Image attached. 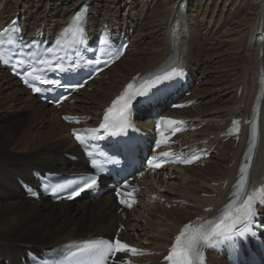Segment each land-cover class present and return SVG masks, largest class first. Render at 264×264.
Masks as SVG:
<instances>
[{"label": "bare ground", "instance_id": "obj_1", "mask_svg": "<svg viewBox=\"0 0 264 264\" xmlns=\"http://www.w3.org/2000/svg\"><path fill=\"white\" fill-rule=\"evenodd\" d=\"M61 1L62 0H45V10L39 12V15L30 13L25 19L21 20L25 29L27 28L29 31V34H33L36 30L40 29L41 31L44 30L42 34L45 38H48V36H56V33L64 28V25H66L80 6L87 4L90 10L89 29L91 31L98 32L102 27L107 26L113 31L115 30L119 33L125 32L129 35L132 29L134 31V37L131 45L134 46L138 44V41L142 38V32H144L142 30H139L140 39H137L138 35H135L134 28H136L135 25L138 23L135 24V21L133 22L132 20L128 23L126 21L121 22L116 15L118 14L116 10L114 14L110 15V20L108 19L109 13H105L106 11H104V17L99 20L98 18L100 14H102L103 7L97 3L100 0H68L66 4L64 3L67 7L63 8V10L59 9V2ZM122 1L128 2V0ZM168 1L169 5L164 10L166 13L169 12L168 18L166 17L167 20L166 18H164V20L159 18H152L150 20L153 31L165 35L167 38L165 45H159V48L156 46V48L152 50L153 55L148 56L150 54H146L148 57H145L136 67L131 68L130 65H127L130 69L128 72L119 69L118 72L114 71L117 73L115 79L109 78L112 79L109 85L99 92H94L95 94H91L89 98H86L89 88L83 89L79 96L75 95L77 101L75 107L78 111H72L71 113L79 115L86 114L95 118V115L109 104L110 100L123 89L124 85L131 80L134 75L137 73H142V75L153 73L159 69L160 66L168 62L170 58H176L178 61L182 62L181 65L191 68L193 72L201 73V77H203L205 70L192 66L196 63L195 56L199 50L198 46V50H196L195 47L193 48V44L190 41V37L194 38V34L193 27L191 30L192 19H189L188 16L191 15H189V13L191 12L190 10H192L190 7L193 0ZM131 2L132 6H140L138 0ZM198 3H200V1ZM241 5L243 4L241 3ZM255 5L258 7L257 10L259 8L260 10L258 11L257 19L254 18V27L249 34V38L251 41L250 47L253 48L252 51L256 48L258 51L257 55L259 57L257 56V59L260 66L256 69H259L260 79L261 69L263 68L264 70V55L262 56L260 53V50L264 51V0H260ZM12 7H4L3 9L0 7V25L8 24L14 20V18L19 17L21 11L17 12V9ZM199 8L201 7L199 6ZM121 9L122 8L119 10ZM60 12L63 13L60 15ZM46 14H49V16ZM30 17H32V20L29 22ZM245 24L246 22L240 23V26L245 27ZM248 25L250 26V24ZM248 33L249 32H247V35ZM148 34H144V37L148 36ZM159 38L161 37L159 36ZM49 40H51V38H49ZM132 52L130 53L127 51L124 57L118 62H115V64L105 72V75L109 74L113 76L114 74L112 75L110 71L112 72L118 63L125 59V57L128 58L132 55ZM144 52L147 53L148 51ZM245 65L248 67L247 64ZM248 68L250 69V67ZM243 72L242 74H244ZM247 73H245L246 76H248ZM192 75L194 76L193 73ZM259 79L257 81L255 79V81L259 83L256 84L259 85L260 90L261 83ZM99 81L102 80L99 78V80L91 82L90 86L94 87V82ZM242 81L245 82V79ZM251 81H253V79ZM0 82H3V86L0 87V93L1 91L6 93L4 95L3 93L0 94V258H2L0 259V264H6L5 260L7 259V264H25V262L22 261V255L32 252V245L36 246L37 242L39 244H49L54 247V245L74 239L99 237L104 233L110 235V233L116 231L121 222L127 225L126 229L122 231V236L133 242H139V240H141L143 244L147 241L150 243V245L145 244L146 248L152 249L153 251L155 250L156 253L153 257L145 258L142 261H151L152 264H155L158 258H162L160 256V251L165 250L171 244L174 234L179 228L192 219L187 220V222H182L180 218L182 212L180 213L179 209H184L183 214H194L195 217L202 216L208 218L214 217L221 206L229 201V195L234 192L232 186L236 181L239 163L245 151L249 132L245 127L243 131L245 134L231 152L226 149V144H232L222 141V132L225 131V128L234 117L246 118L251 116L252 106L259 93L258 85H249L243 98L244 100L242 101V105L245 102L244 107L238 103L237 106H232L233 108H227L223 103L221 105L211 104V100L216 98L211 94L212 92H205L206 90H204L201 85L200 88L202 91L199 90L200 88L198 89L200 95H198L195 90L193 96V98L199 100L200 104L198 106L184 108L183 110H170L173 115L190 118L194 126H200L203 123V127L200 130L184 134L185 143L206 141L207 143H205V145L209 148L215 147L214 150L216 154L220 153V157L218 160L214 161V164H207L208 166L205 169L195 166H187L184 169H179L180 174L176 176L182 178L183 181H187L186 185H180V183L174 181L169 183L165 181L167 174H169L167 172H163L164 175L161 174L160 177L152 176V178L146 182L151 191L159 193L167 199V202L176 204L177 206L169 211L164 208V205L153 204V202L150 201H148L150 204H142V202H140L142 204L141 208H136L131 212L128 211L127 218L123 219L122 213L118 212L119 206L115 203L114 197L109 192L104 194L100 199H92L91 197H86V199L75 198L73 202L69 203L64 201L55 203L51 202L49 198L34 200L27 197V193L21 188L19 178H24L30 182L35 181L32 172L35 167L41 171L50 170L57 172H71L74 169H83L81 162H74L66 158L63 153H67L66 151L71 150L81 158L83 154L74 138L70 135L71 125L61 119V114L63 112H60V110L54 106L49 110L46 109L51 106L40 102L34 95L32 96L30 91L21 85L17 77L12 76L9 72L1 68V66ZM198 82L199 81L196 82L197 85ZM238 82L240 83V81ZM110 86H112V88H110ZM237 90H239L238 83L234 85L231 90H227V92L230 94ZM26 94H29V97ZM83 94L84 97L81 98L80 96ZM207 94H210V98L208 97L206 101L200 99H205ZM23 95L28 97L26 99L27 101H25ZM234 101H236V99ZM95 102L99 104L92 105ZM167 103V98L160 99L155 107H163ZM204 103L207 105L202 106ZM7 107L11 109H7ZM27 110H32V114H27ZM69 111L70 110H67L66 112ZM151 113L152 109L139 113V115H148L147 118L141 120L143 124H148L151 121V119H149ZM261 115L262 137L258 147V156L253 165L254 168L250 179L251 186L261 183L264 178V103ZM225 116H229L230 119L225 120ZM50 120H52L54 124H50V126L48 124V126L44 128L45 130L42 129L43 123L47 125ZM187 135L189 137H187ZM213 136L214 139H212ZM233 143L235 145L236 141ZM221 146L224 148L220 150ZM232 152L233 157H230V153ZM216 154L207 160V163L208 161L213 162L214 158L217 157ZM229 163H232L233 167H228ZM196 170H199L200 173L198 174ZM213 184L216 186H212ZM162 187H166L169 190L168 193H163L161 190ZM209 188L211 189L210 191ZM203 191L215 196L202 197L201 192ZM183 200L193 203L196 207L188 204L185 205L182 203ZM159 207H162L164 211L156 210ZM208 207H214V210L207 211L206 209ZM142 208L145 209L144 211L149 212L150 215L148 217L142 215ZM136 210H138L137 213H135ZM132 214H134V216H132ZM137 218L140 219L141 222L144 221V224L138 223L137 226H135L134 224ZM161 224L165 225L167 228L158 230ZM137 228H142L144 231H146V228H151L152 230L136 234L135 236L131 232L132 230H137ZM34 242H36V244ZM40 246L41 245L38 247ZM210 264H226V262L223 258H219L213 253L211 254ZM261 264H264V258H262Z\"/></svg>", "mask_w": 264, "mask_h": 264}, {"label": "snow or ice", "instance_id": "obj_2", "mask_svg": "<svg viewBox=\"0 0 264 264\" xmlns=\"http://www.w3.org/2000/svg\"><path fill=\"white\" fill-rule=\"evenodd\" d=\"M6 31H14L6 30ZM71 37L68 39L67 37ZM3 34H0V44L4 43ZM86 36L84 31V15L83 13L74 16L73 20L70 21L69 26L65 28L64 32L61 33V37L57 39L55 47H49L46 52L52 55V58H42L35 60V64L47 66L51 68L53 63L60 71H65V69L60 65L59 61L64 59L63 56H59L58 53L64 52L67 54L69 48L77 45H82L85 43ZM7 43H13L12 40H7ZM100 52L102 56H109L112 60L118 59L119 51L113 52L109 46L108 41L102 40ZM22 55V53H21ZM35 58V54H31ZM10 58H6L5 55L0 52V63L8 64L10 63ZM107 64L109 61H103ZM27 63L25 59H19L17 61V67H22ZM89 64H99L101 63L100 57H95L94 60L88 61ZM180 61L176 58H170L168 62L160 66V68L149 74L146 77H140L139 82H136L134 78L133 83H129L124 91L112 101L111 106H109L104 113L103 122L99 125V129H85L81 132L73 131V135L79 144L86 150V153L91 157L90 163L94 169L100 171L103 167L109 163H118L113 156L107 153H99L102 156V160L95 158L93 151L94 147L92 141L96 139H104V135L99 134L101 130L103 133L109 137H120L126 136L128 132L139 131L135 128L132 123L131 114L134 102L138 101L139 98L151 99L155 95V91H159L161 85H167L170 82L179 79L183 76V68L181 67ZM41 69L33 65L30 70H25L22 74V79L24 83L32 88L35 93H40L42 89L36 86V82L41 84L45 83V79L42 77ZM50 83H55V81H50ZM82 85H75L74 87H81ZM177 107H182L177 105ZM67 119V118H66ZM156 128L161 137H163V132L159 130L163 127H168L169 130L178 131V128H173V126L178 125L182 122L176 121L167 117H157L156 118ZM236 131H239V122H233ZM167 137H164L160 142H166ZM157 147H159V143ZM252 151V146L249 147V152ZM163 157H169L172 154L164 152L160 154ZM156 157H153L155 160ZM251 159V156H248ZM172 162H176L173 160ZM184 163H191V160H184ZM150 166L160 167L159 163L153 165V161H149ZM247 170L248 166L241 168L240 177L235 185V191L233 192V198L225 205L223 210L219 211V214L213 219L206 220L202 223L193 225L186 224L175 237V242L168 250V254L165 256V261L167 264H205L204 252L202 249L206 247H214L224 241L230 243L234 251H238L239 244L242 240L246 239L249 235L254 234L256 216L255 205L257 203L264 204V189L257 188L252 192L248 193L246 191L247 184ZM98 174H82L74 182L76 184V189L74 194L79 195L80 192L86 189H91L97 186ZM127 183L125 182L124 187L127 188ZM60 188L65 187L64 185L59 186ZM58 189H53L57 191ZM125 193L117 192L118 197H123ZM127 195H130L127 194ZM72 198V196H69ZM121 204H127L131 206L130 203L124 198L120 199ZM211 211V209H207ZM131 252L133 254H143L135 248H131L128 244L122 242L119 238L113 240H98L89 241L84 245L80 246L78 252H73L72 255L75 257L77 255H87L91 258L90 262L76 261L75 264H105L107 260L116 256L117 253ZM65 264H72L71 261H65Z\"/></svg>", "mask_w": 264, "mask_h": 264}, {"label": "rangeland", "instance_id": "obj_3", "mask_svg": "<svg viewBox=\"0 0 264 264\" xmlns=\"http://www.w3.org/2000/svg\"><path fill=\"white\" fill-rule=\"evenodd\" d=\"M17 1H19V2H17ZM67 1L68 0H62L61 2H59V6H60L59 9L63 10V8H66L67 5H64V3L66 4ZM131 1L135 2V0H128V2H123L122 0H115V1L114 0H100L97 2L103 6L102 7V14H100V16L98 18L99 20H101L100 18L104 17V11H106L105 13H107V12L109 13L108 19L110 20V18H111L110 15L114 14V11L116 10V13H118L116 15H117V17H119L118 19H120L121 22L126 21L128 23V22H131V20H132L133 22L135 21L134 22L135 24L138 23L135 25L136 28H134L135 35L136 36L138 35L137 39H140L141 37L142 38L140 41H138V44L135 45V46H138V45L139 46L135 47L132 50V51H134V52H132L133 54L130 55L128 58L125 57V59H123L121 62L118 63V65L115 67L114 70H112V72L110 71V73L112 75L114 74L113 75L114 77L107 74L102 79H100L102 81L94 82V84H93L94 87H93V89H89V92L87 91V97L86 98H89L91 94H95L94 92H99V91L105 89L109 85V82L112 79H115V76L117 75V73H115V72H118L119 70H125L126 72H128L130 69L127 65H130L131 68L136 67L137 64H139L145 57L153 55L152 50L154 48H156V46H157V48H159V45H165V43L167 42V40H166L167 38L165 37V35H161L160 33L153 31V28L150 25V20L152 18H159L162 20H164V18H166V17L168 18L169 12L166 13L164 10L169 5V1L168 0H138L140 2L139 7H135V5L132 6ZM199 1H200V3H198ZM257 1L259 2L260 0H229V1H227V0L226 1L225 0H204V1L203 0H193V2L191 4L190 8H192V10H190L191 12L189 13V15L190 14L191 15L188 16V18L192 19L191 30L193 27L194 38L190 37V41L193 44V48L195 47L196 50L199 49L198 52L196 53V56H195L196 57V59H195L196 63H194L192 66L197 67L198 69L203 68L202 70H205L203 77H201V73H199L200 76L198 75L196 77L194 84L196 81H199V82H198V85L195 86L194 91L196 90V93H198V95H200L198 91L199 90L202 91L200 88V86L202 85L201 87H203L204 90H206L205 92H210V93L212 92L211 94L216 99H214V98L212 100L210 99L211 104H215V105L220 104L221 105L223 103V105L226 106L227 108H233L234 106H237L238 103H240L242 105V101L244 100L243 98L246 94L247 87L249 85H252V84L255 85L256 83H258V82H256L259 79V69H256V68H259V66H260L258 59H257L258 51H257V48L254 49L255 51L254 50L252 51L253 48L250 47L251 41L249 38V34L252 32L253 27H254L253 26L254 21H255V19H257V17H258L257 14H258V11L260 10V8L257 10L258 7H257V5H255L256 3H258ZM182 2H184V1H182ZM241 3L243 5H241ZM12 6L14 7V9H17V12L21 11V14H19V18L22 20V19H25L28 15H30V13H33L34 15H39V12H42V10H45L46 2H45V0H0L1 9H3L4 7H12ZM119 6H120V8H122L121 10H119L120 9ZM199 6L201 8H199ZM243 6H245V7H243ZM134 7H135V9H134ZM117 9H118V11H117ZM158 10H160V11H158ZM62 13L63 12H60V15ZM46 15L49 16V14H46ZM57 18H59V17H57ZM167 18H166V20H167ZM31 20H32V17H30L29 22ZM190 22H191V20H190ZM245 22H246V24H245L246 29L244 26H240V23H245ZM248 24H250V26ZM126 26H127V24H126ZM26 30H27V28H26ZM139 30L144 31V32H142L141 37H139ZM131 31H132V29H131ZM132 32L134 33V31H132ZM148 32H149V34H148ZM247 32H249L248 35H247ZM144 34H148V36L144 37ZM157 34L161 38H159V36ZM155 36H157V37H155ZM201 37H202V39H201ZM195 38H196V40H195ZM242 42H244V43H242ZM197 46H198V49H197ZM144 51H148V52L146 53ZM261 51L262 50H260V53H261ZM148 53L150 55L147 56L146 54H148ZM263 55H264V51H263L262 56ZM249 58H250V60H249ZM256 59H257V61H256ZM250 62H251V64H250ZM245 64H247V66L250 67V69L248 67H246ZM252 68H253V71H252ZM248 69L250 70V72ZM243 70H244V72H243ZM242 72L244 74H242ZM245 73H247L248 76H246ZM198 77H201V78H198ZM245 77H247V78H245ZM109 78H112V79H109ZM251 78L253 79V81H251L252 80ZM254 78L256 79V81ZM243 79H245V82L242 81ZM237 80L240 81V83ZM234 82H236V83H234ZM248 82H250V83H248ZM237 83L239 84V90L234 91L233 93L229 94V92H227V90H231L234 85H237ZM258 84H256V85H258ZM1 86H3V82H0V87ZM110 88H112V86H110ZM258 90H259V85H258ZM1 93H3V95L6 94V93H4V91H1ZM26 95L29 97V94H26ZM26 95H23V97L25 98V101H27L26 99L28 98ZM97 95H98V93H97ZM193 96H194V92H193L192 97ZM80 97L81 98L84 97V94L81 95ZM205 97H206L205 99L204 98H200V99L206 101V99H208V97L210 98V94H207ZM235 99H236V101H234ZM232 101H233V103H232ZM226 102H228V103H226ZM87 104H89V103H87ZM98 104L99 103L95 102L92 105H98ZM244 104H245V102H244ZM244 104L242 105V107H244ZM205 105H207V104L204 103V105H202V106H205ZM49 106H51V105H49ZM35 107H38V106H35ZM50 108H52V106L48 107L46 109L49 110ZM7 109H11V108L7 107ZM206 109H207V107H206ZM59 110H60V112H63L62 114L66 113L67 110L78 111V109L75 107L74 104L68 105V106H66V108L59 109ZM31 111L32 110H30V111L27 110V114H32ZM48 118H50V117H48ZM224 119L227 120V119H230V117L225 116ZM45 124L46 123H43L42 129H44L45 126H48V124L50 126V124H54V123L52 120H50L47 123V125H45ZM213 138H214V136L212 137V139ZM233 142L234 141H232V140L226 141V143L232 144V145L226 144L227 145L226 149H228L229 152H231L233 149H235V147L238 143V141H237L234 145ZM223 148L224 147L221 146L220 150ZM69 151H71V150H68L66 152L68 153ZM230 154H231L230 157H233V152ZM216 156L217 157L214 158L213 162L208 161V163H206L205 165H202L200 168L205 169V168H207L208 165L214 164V161L219 159L220 153ZM228 167H233L232 163H229ZM197 168H199V167H197ZM35 169H37V167H35ZM196 171L198 174L200 173L199 170H196ZM179 174H180V172H176L175 174H172L168 179V183L171 181H174V182L180 183V185H186L187 181H183L182 178L176 176ZM212 186H216V185L213 184ZM210 190L211 189L209 188V191ZM201 196L203 197V196H215V195H210V194L203 191V192H201ZM144 204H147V203H144ZM141 205L138 208H141ZM160 205H164V208L166 210H169V211H170V209L173 208L172 206H170V207L166 206V204H160ZM142 210H143V212H141V213L143 216L148 217L150 215L148 211L147 212L144 211L145 210L144 208H142ZM156 210L164 211V209L162 207H159ZM179 210H180V213L182 212V214H180V216H181L180 218H181L182 222H187V220H189L191 218L193 219L194 214H183L184 209H179ZM137 212H138V210H136L135 213H137ZM134 214H132V216H134ZM138 223L144 224V221L141 222L140 219L137 218V221L134 225L137 226ZM165 228H167V227L165 225L161 224V225H159L158 230H164ZM151 230H152L151 228H146V231H144L142 228H137V230L136 229L132 230V232H134V235L136 236V234H141L143 232H149ZM135 232H136V234H135ZM112 234H113V232L110 233L109 236H111ZM107 235L108 234H106V233L102 234V236H107ZM151 238H153V237H151ZM34 243L36 244V242H34ZM39 245H41V246L38 247ZM34 246L32 245V248H31L32 252L40 250L42 248L50 249L51 247H53L52 245L39 244L38 242H37L36 246L35 247ZM0 259H2V258H0ZM223 259L225 260L226 264H231L225 258H223ZM7 260H5L6 264H7Z\"/></svg>", "mask_w": 264, "mask_h": 264}]
</instances>
